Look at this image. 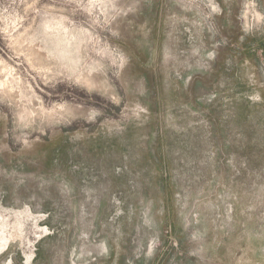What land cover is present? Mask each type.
<instances>
[{"label":"rangeland","instance_id":"1","mask_svg":"<svg viewBox=\"0 0 264 264\" xmlns=\"http://www.w3.org/2000/svg\"><path fill=\"white\" fill-rule=\"evenodd\" d=\"M0 264H264V0H0Z\"/></svg>","mask_w":264,"mask_h":264}]
</instances>
